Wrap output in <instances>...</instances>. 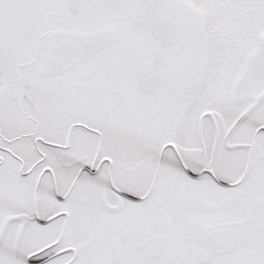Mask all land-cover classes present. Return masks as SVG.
<instances>
[{"label":"snow or ice","instance_id":"6c2138e0","mask_svg":"<svg viewBox=\"0 0 264 264\" xmlns=\"http://www.w3.org/2000/svg\"><path fill=\"white\" fill-rule=\"evenodd\" d=\"M0 264H264V0H0Z\"/></svg>","mask_w":264,"mask_h":264}]
</instances>
